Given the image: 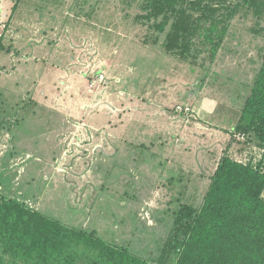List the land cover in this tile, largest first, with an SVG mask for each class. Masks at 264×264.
<instances>
[{
	"label": "rangeland",
	"instance_id": "374dc122",
	"mask_svg": "<svg viewBox=\"0 0 264 264\" xmlns=\"http://www.w3.org/2000/svg\"><path fill=\"white\" fill-rule=\"evenodd\" d=\"M21 1L26 8L36 10L34 16L48 13L53 23L63 20L69 29L78 23L84 35L88 24H95L100 56L102 53L108 56V32L119 36L121 44H132L134 54H152L163 40V35L157 37L158 32L146 19L137 18L145 12L143 0ZM155 37L160 38L159 42H155ZM224 45L207 79L199 64L172 56L160 59L154 54L142 66L144 71L167 69L171 77L181 82L186 79L192 91L188 93V88L185 94L188 97L192 94V105L199 104L205 109H210L211 104L215 106L211 119L224 125V128L215 126L219 133L217 142L210 133L199 136L192 133V139L185 140H180V134L179 140H173L171 152L168 139L160 149L163 138L158 144L157 139L147 134L146 139L131 140L126 145L129 148L112 154L108 152V140L96 142L63 135L61 149L56 142L49 141L50 148L40 147L38 154H16L11 153L7 140L9 123L1 122L0 194L25 201L65 224L95 231L104 239L155 262L165 242L174 237L175 211L181 204L201 205L220 156L231 153L234 142L241 145L240 154L246 163L251 160L256 165L262 158L251 142H245L246 136L244 141L235 137L238 132L232 126L264 54V17L242 10L232 21ZM103 56L108 68V58ZM0 116L6 119L8 113L2 111ZM25 126L28 124L18 122L15 128L20 137L23 135L20 142L16 139L17 144L24 142L23 147L31 140ZM39 129L34 126L33 130Z\"/></svg>",
	"mask_w": 264,
	"mask_h": 264
},
{
	"label": "trees",
	"instance_id": "16d2710c",
	"mask_svg": "<svg viewBox=\"0 0 264 264\" xmlns=\"http://www.w3.org/2000/svg\"><path fill=\"white\" fill-rule=\"evenodd\" d=\"M142 9L137 18L163 35L164 49L202 66L207 79L234 18L242 10L263 18L264 0H143ZM249 87L232 129L264 149V54ZM263 158L255 165L223 153L201 205L175 211L174 237L155 262L0 194V264H264Z\"/></svg>",
	"mask_w": 264,
	"mask_h": 264
},
{
	"label": "crops",
	"instance_id": "0c3cea01",
	"mask_svg": "<svg viewBox=\"0 0 264 264\" xmlns=\"http://www.w3.org/2000/svg\"><path fill=\"white\" fill-rule=\"evenodd\" d=\"M34 14L36 10L26 8L24 1L0 0V38L5 45L0 50V109L8 113L6 119L0 116V123H9L11 153L38 154V148H50L49 141L59 149L63 135L108 140L112 154L129 148L131 140L146 139L147 134L158 144L163 138L160 149L168 143L171 152L180 134V140L192 139V133L219 136L217 128L224 125L211 119L215 106H193L192 94H185L188 88V93L192 91L186 79H174L159 67L157 72L142 70L154 54L178 60L162 45L152 54H134L132 44H121L119 36L108 32V56H100L95 24H88L84 35L78 23L69 29L63 20L53 23L48 13ZM102 56L108 58V68ZM98 70H104L108 82L90 91L88 79ZM177 104L192 105L195 117L177 113L173 109ZM18 122L28 124L25 128L31 133L25 147L24 142L17 144L23 140L15 132ZM240 146L234 142L229 153L237 160H242Z\"/></svg>",
	"mask_w": 264,
	"mask_h": 264
},
{
	"label": "built area",
	"instance_id": "2783aa9c",
	"mask_svg": "<svg viewBox=\"0 0 264 264\" xmlns=\"http://www.w3.org/2000/svg\"><path fill=\"white\" fill-rule=\"evenodd\" d=\"M107 82H108V78H107V75L104 72V70H100V71L98 70L96 73L92 74L89 77L88 87H89L90 91H96L99 86L105 85ZM175 111L177 113H183L186 115H190V114H192L193 107L188 105V104H177L175 106ZM235 137H238V140L244 141V139H245V135L242 133H237L235 135ZM255 148L257 149V151L261 152V156L263 158L264 157V149L260 148L258 146H255ZM238 161L246 163V161H243V160H238ZM249 162H252V161L249 160ZM252 163L254 164V161Z\"/></svg>",
	"mask_w": 264,
	"mask_h": 264
}]
</instances>
